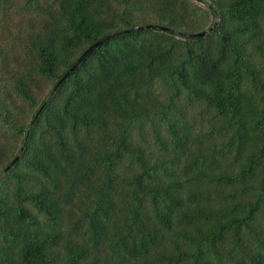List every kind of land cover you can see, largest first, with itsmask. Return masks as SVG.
I'll return each instance as SVG.
<instances>
[{"label": "trees", "instance_id": "1", "mask_svg": "<svg viewBox=\"0 0 264 264\" xmlns=\"http://www.w3.org/2000/svg\"><path fill=\"white\" fill-rule=\"evenodd\" d=\"M0 264H264V0H0Z\"/></svg>", "mask_w": 264, "mask_h": 264}, {"label": "water", "instance_id": "2", "mask_svg": "<svg viewBox=\"0 0 264 264\" xmlns=\"http://www.w3.org/2000/svg\"><path fill=\"white\" fill-rule=\"evenodd\" d=\"M217 23H218V15H216V19H215V22L213 24V26L198 34V35H193L194 37H205L207 36L216 26H217ZM145 29H158V30H166V28L162 27V26H158V25H149V26H138V27H135V28H132L130 30H127V31H123V32H120V33H113V34H108L104 37H102L98 42H96L94 45H92L90 48H88L81 56L80 58L77 60V62L74 64V66L63 76V78L59 81L58 85L57 86H60L77 68L78 66L92 53L94 52L95 50H97L99 48V46H101L103 43H105L106 41L114 38V37H117L119 35H122L124 33H131V32H135V31H140V30H145ZM56 91V89L53 90L52 94H54V92ZM51 97V96H50ZM49 97V98H50ZM25 147V146H24ZM24 147L22 148V151L24 150ZM20 156L17 157V159L11 164V166H13L16 161L19 159ZM9 166L5 171L7 172L10 167Z\"/></svg>", "mask_w": 264, "mask_h": 264}]
</instances>
